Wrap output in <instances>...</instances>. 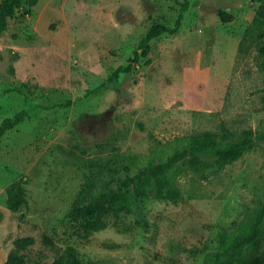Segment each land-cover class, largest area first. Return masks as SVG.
Returning <instances> with one entry per match:
<instances>
[{
    "label": "rangeland",
    "instance_id": "obj_1",
    "mask_svg": "<svg viewBox=\"0 0 264 264\" xmlns=\"http://www.w3.org/2000/svg\"><path fill=\"white\" fill-rule=\"evenodd\" d=\"M182 1L36 0L8 20L0 121L25 114L0 137V263L15 238L30 236L27 264H46L66 246L96 264H210L217 232L263 199L264 70L253 43L238 48L254 0H186L181 9ZM150 31L143 55L137 45ZM118 65L129 70L87 92ZM221 125L251 131L239 158L203 173L180 161L175 202L130 190L118 225L86 238L73 231L69 210L86 175H133ZM17 179L25 202L11 211L5 189ZM250 258L264 264V239Z\"/></svg>",
    "mask_w": 264,
    "mask_h": 264
},
{
    "label": "trees",
    "instance_id": "obj_2",
    "mask_svg": "<svg viewBox=\"0 0 264 264\" xmlns=\"http://www.w3.org/2000/svg\"><path fill=\"white\" fill-rule=\"evenodd\" d=\"M36 0H0V33L5 29L10 18L28 14ZM186 0L181 3V9L186 6ZM254 14L245 27L239 40L238 48L243 49L253 43L261 58L260 68L264 70V39L262 26L264 24V0H254ZM22 10V11H19ZM222 22L229 21L231 16L220 12ZM150 31L141 38L137 48L141 54L147 53L149 39L156 35ZM133 52L130 60H136ZM128 65L116 66L110 74L96 87L87 90L96 93L105 88L119 73L127 72ZM25 112L20 110L11 117L0 121V137L14 127ZM223 142L222 146H217ZM251 146V131L248 129L234 132L221 125L217 131H202L192 135L182 149H175L172 155L160 162L150 163L139 168L133 175L106 177L102 170H94L85 176L71 203L69 216L71 227L77 236L88 237L93 232L100 231L108 225L116 226L130 211L129 193L136 195L176 201L177 189L172 184V174L179 162H187L188 167L203 173L207 168L220 169L239 158ZM212 150L214 158L211 162L203 161L198 154ZM173 171V173H172ZM129 186L130 189H129ZM5 206L16 211L25 202V191L21 179L12 181L5 189ZM264 239V197L253 207L244 218L233 222L228 229H221L216 234L215 251L211 255L210 264H253L251 251L260 240ZM30 236L17 237L12 242V248L7 252L0 264H27L23 251L33 243ZM46 264H96L93 261H83L72 246H66L62 253Z\"/></svg>",
    "mask_w": 264,
    "mask_h": 264
}]
</instances>
